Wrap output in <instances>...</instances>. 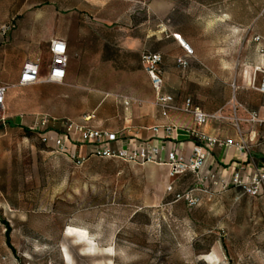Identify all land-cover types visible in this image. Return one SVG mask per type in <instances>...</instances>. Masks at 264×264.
Masks as SVG:
<instances>
[{
    "label": "rangeland",
    "instance_id": "rangeland-1",
    "mask_svg": "<svg viewBox=\"0 0 264 264\" xmlns=\"http://www.w3.org/2000/svg\"><path fill=\"white\" fill-rule=\"evenodd\" d=\"M114 1L123 13L124 1ZM73 3L82 0H0V86L7 88L0 115V264H264V195L218 191L209 173L171 176L169 166L125 157L77 163L40 141L33 129L41 115L60 121L95 115L103 97L111 111L130 113L146 92L141 54L131 92L71 91L63 82L17 86L24 59H32L27 47L62 38L66 5ZM128 13L144 18L136 2ZM151 18L159 24V15ZM159 46L154 39L153 48ZM38 55L45 69L47 49Z\"/></svg>",
    "mask_w": 264,
    "mask_h": 264
},
{
    "label": "crops",
    "instance_id": "crops-1",
    "mask_svg": "<svg viewBox=\"0 0 264 264\" xmlns=\"http://www.w3.org/2000/svg\"><path fill=\"white\" fill-rule=\"evenodd\" d=\"M123 1L126 5L123 13L119 10L122 3L114 0H82L81 4L66 5L65 32L57 39H62L66 45L67 65L62 82L71 91H133L137 82L138 54L150 51L161 57V94L172 97L173 106L181 108L189 99L191 105L203 113L230 117L235 100V104L264 121V94L253 87L261 78L260 71L264 70V0ZM132 2L142 6L143 19L130 18L128 12ZM153 14L159 15V24H154ZM174 35L189 46L191 56L185 53ZM52 39L55 38L39 41L33 48L27 47L30 60L39 58L42 46L49 53ZM154 39L160 41L156 49L153 48ZM178 59H185L187 65L179 66ZM48 64L43 69L40 59L41 79L47 74ZM145 86L146 92L139 98L142 102L130 107V113L111 111L106 104L110 99L103 97L95 115L67 119L114 133L116 140L109 144L114 150L155 147L158 157L164 161L171 151L181 158L188 157L192 145L197 142L191 132L195 129L192 116L171 110L163 117L160 109L152 105L156 94L147 75ZM237 117L246 118L247 115L238 111ZM227 122L209 120L198 130L209 136L235 140L233 130H225ZM8 123L9 126L16 124L13 120ZM59 123L56 130H60ZM166 125L174 126L175 130L165 132ZM240 126L245 127L242 130L243 137L250 143L248 151L218 146L206 149L202 173H212L230 181L235 172L249 169L250 160L256 163L264 160V143L260 142L264 137V122H242ZM154 128L159 129L155 132ZM91 148L92 145H80L76 152L80 157H87ZM228 190L241 191L235 187Z\"/></svg>",
    "mask_w": 264,
    "mask_h": 264
},
{
    "label": "built area",
    "instance_id": "built-area-1",
    "mask_svg": "<svg viewBox=\"0 0 264 264\" xmlns=\"http://www.w3.org/2000/svg\"><path fill=\"white\" fill-rule=\"evenodd\" d=\"M181 47L188 56L192 55V50L182 42L179 36L174 35ZM255 41L258 37L254 38ZM50 62L47 66V74L44 78H40V59L38 57L33 60L26 61L21 67L18 86H30L39 82L46 83H61L65 76V69L67 65L66 45L62 39H52L49 42ZM264 50V49H262ZM143 71L148 76L151 86L156 94L155 105L160 109L161 115L166 117L171 110L182 111L189 113L192 116L195 129L192 130V135L196 139V143L192 145L191 152L188 157L181 158L176 155L174 151L167 154L165 161L158 157V149L155 147H138L132 151L124 149L114 150L109 147L110 142L116 140V135L109 131L96 129L94 127L80 124L68 119L62 120L59 123L60 130H56L53 123L54 119L46 115H41L36 118V127L33 130H39V139L45 145L51 147L55 152L69 157L77 163L85 157H80L76 152V148L80 145H92L87 157L99 158H128L134 163H158L166 164L170 167V175L173 176L178 173L192 172L199 173L204 167L206 156V149L214 146L218 147H234L239 151L247 152V139L243 137V132L240 128V123H261L254 113L248 112L240 104L232 105V115L225 117L221 114H206L200 111L199 108L191 105L189 99L184 101V106L181 108L172 105V97L161 94L162 78L161 72L158 68L161 57L158 53L143 52L140 56ZM178 65L185 67L187 61L185 59H178ZM261 78L259 82L254 85V89L261 94H264V70H261ZM6 87L0 86V115L4 107V98ZM125 106L129 104L126 98L122 101ZM241 111L247 115L246 118L237 117V112ZM2 123L4 118L0 117ZM209 120H230L233 127L237 131V139H222L216 136H209L198 130L199 127L205 125ZM164 131L171 133L175 130L172 125L163 127ZM159 128H154L157 132ZM210 178L213 179V185L218 191H226L230 187L239 188L241 192L250 197H257L264 195V160L256 163L253 160L249 161V169L243 172H235L230 181L217 178L214 174L209 173ZM170 189V188H169ZM189 203H194L193 199H189Z\"/></svg>",
    "mask_w": 264,
    "mask_h": 264
},
{
    "label": "trees",
    "instance_id": "trees-1",
    "mask_svg": "<svg viewBox=\"0 0 264 264\" xmlns=\"http://www.w3.org/2000/svg\"><path fill=\"white\" fill-rule=\"evenodd\" d=\"M9 124V123H8ZM8 233H9V231L7 230L6 231V234H5V236H6V243L8 244V246H10V239H9V235H8Z\"/></svg>",
    "mask_w": 264,
    "mask_h": 264
}]
</instances>
